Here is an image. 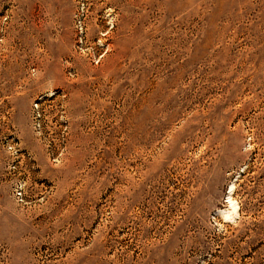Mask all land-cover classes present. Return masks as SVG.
<instances>
[{
  "label": "rangeland",
  "instance_id": "obj_1",
  "mask_svg": "<svg viewBox=\"0 0 264 264\" xmlns=\"http://www.w3.org/2000/svg\"><path fill=\"white\" fill-rule=\"evenodd\" d=\"M0 264H264V0H0Z\"/></svg>",
  "mask_w": 264,
  "mask_h": 264
},
{
  "label": "bare ground",
  "instance_id": "obj_2",
  "mask_svg": "<svg viewBox=\"0 0 264 264\" xmlns=\"http://www.w3.org/2000/svg\"><path fill=\"white\" fill-rule=\"evenodd\" d=\"M231 187H232V185H231ZM230 205H231V207L233 208L234 211L237 209V205L232 200L230 201Z\"/></svg>",
  "mask_w": 264,
  "mask_h": 264
}]
</instances>
